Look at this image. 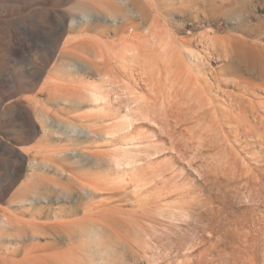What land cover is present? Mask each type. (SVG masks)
Masks as SVG:
<instances>
[{
  "label": "rangeland",
  "instance_id": "1",
  "mask_svg": "<svg viewBox=\"0 0 264 264\" xmlns=\"http://www.w3.org/2000/svg\"><path fill=\"white\" fill-rule=\"evenodd\" d=\"M79 1L0 0V264H85L65 238L88 223L109 264H264V0H131L158 40H48ZM92 37L149 66L98 70Z\"/></svg>",
  "mask_w": 264,
  "mask_h": 264
},
{
  "label": "bare ground",
  "instance_id": "2",
  "mask_svg": "<svg viewBox=\"0 0 264 264\" xmlns=\"http://www.w3.org/2000/svg\"><path fill=\"white\" fill-rule=\"evenodd\" d=\"M77 6L74 8L76 10L77 13H79V16L77 18H73V17H70L68 14L66 13H62L61 15V18H60V22L58 24H56V32L53 33L51 32L49 34V38L48 40L50 41H54L55 38H56V35L58 34V32L61 31L62 28H65L64 26H67L66 24L68 23V21L70 20V23L68 24V26L70 27V29L72 31H74L75 29H77L78 27H81L82 26V29L83 31H95V30H101V33H104L105 31H109V30H114L115 32L116 31H119V30H122V29H127L128 27L131 28V30L134 32V31H143L142 33L140 34H137L136 36L138 37L139 40H142V42L144 43L145 39L149 38L150 39V36L152 37L153 40H158L157 39V33L153 32V30H151L150 27H147V23L145 21V18L143 17V13L142 11L140 10L139 6L132 2L131 0H85V1H79L78 3H76ZM105 9V12L103 15L99 14V13H93L92 11L94 10L95 12H97V10L99 11H102V9ZM115 8H121L122 10H124V15L122 17H116L115 15L112 14V12L114 11ZM103 13V12H101ZM71 18V19H70ZM59 21V20H58ZM81 25V26H80ZM54 26V25H53ZM112 26L114 27V29L112 28ZM104 31V32H103ZM157 34V35H156ZM77 36V35H76ZM73 37V38H70V40L68 42L72 43L74 41H76V39L78 37ZM136 36H134L136 38ZM144 39V40H143ZM147 39V41L149 40ZM151 40V39H150ZM149 40V41H150ZM69 44V43H68ZM156 44V43H155ZM83 45H85V47L87 49H89V51H92V52H97L99 55V59L101 62L97 63V62H93L94 66L96 68H98V70L100 71H103V70H113V69H119L121 71L123 70H127V68H130L131 65L134 67V66H140L141 69H147L146 67L149 66L147 65L146 66V57L144 56L143 54V51L141 50V46L138 47L136 45H129V44H126L125 46L123 47H119L117 48L116 46H114V44L112 43H108V42H102L100 39L97 38H87V41H85V38H84V42H83ZM143 45V44H142ZM145 45V44H144ZM73 46V45H72ZM68 47V46H67ZM66 47V49H67ZM158 45L156 44V49H157ZM163 48V46H162ZM64 49V48H63ZM71 50V49H70ZM69 51V50H68ZM64 52V51H62ZM73 52V51H72ZM67 53V52H65ZM64 55V54H63ZM76 56V55H74ZM87 57V55H86ZM89 57V56H88ZM61 58V57H60ZM74 58V57H73ZM80 58V57H78ZM149 59V58H148ZM116 60V65H113L112 64V61H115ZM150 59H149V63H150ZM119 64V65H118ZM75 65V64H74ZM113 65V67H111ZM130 66V67H129ZM72 68V67H71ZM77 68V67H76ZM155 68V67H154ZM153 68V69H154ZM152 69V67H151ZM89 71V70H88ZM151 71V70H150ZM109 72V71H108ZM115 72V71H114ZM152 72V71H151ZM123 73V72H122ZM155 73V72H153ZM157 73V71H156ZM126 74V73H125ZM104 76V75H103ZM108 76H106L107 78ZM110 77V76H109ZM102 78V77H101ZM105 78V79H106ZM103 79V78H102ZM108 80V78H107ZM117 81V80H116ZM103 82V80H102ZM108 82V81H107ZM67 84V83H66ZM101 84V83H100ZM119 84V83H118ZM122 84V83H121ZM121 84L119 85H116L115 83L113 82H110L109 81V86L110 89L112 88V90L114 91L117 90L116 88H121L119 87ZM65 85V84H64ZM63 85V87H64ZM95 85V84H94ZM93 85V86H94ZM108 84L106 83V86ZM128 85V84H126ZM92 86V87H93ZM103 87H105V85H98V86H94L93 88L95 89V92L96 93H92L96 99H101L103 100V97L104 95L102 96L101 93H102V89ZM66 88V86L64 87V89ZM69 88V87H67ZM66 88V90H67ZM74 88V87H72ZM80 88V87H79ZM114 88V89H113ZM130 88V87H129ZM128 88V89H129ZM59 89V87H58ZM106 89V87H105ZM109 89V91H110ZM123 89V88H121ZM119 89V90H121ZM127 89V90H128ZM76 90V89H75ZM87 90V89H86ZM126 90V89H125ZM104 91V90H103ZM112 91V92H113ZM58 92V91H57ZM76 92V91H75ZM84 92V91H83ZM115 92V91H114ZM120 92V91H119ZM124 90L122 91V94H123ZM121 93V92H120ZM120 93H118L120 95ZM90 94V92H89ZM104 94H105V91H104ZM114 94V93H113ZM67 95V94H66ZM118 95V97H119ZM85 96V95H83ZM107 96V95H106ZM105 96V97H106ZM205 96V95H204ZM110 97V96H109ZM115 97V96H114ZM87 98V97H86ZM117 98V97H116ZM131 100L132 98L129 97ZM202 98V97H201ZM206 98V97H205ZM70 99V98H69ZM129 99V100H130ZM209 99V98H208ZM79 100V99H78ZM84 100V99H83ZM136 100V99H135ZM139 101V99H137ZM62 101V100H61ZM77 101V99H76ZM75 101V102H76ZM86 101V100H85ZM93 101V100H91ZM137 101V102H138ZM141 101V100H140ZM139 101V102H140ZM204 101V100H203ZM79 102V101H78ZM130 102V101H129ZM135 102V101H134ZM133 102V103H134ZM202 102V101H201ZM21 103V102H20ZM131 103V102H130ZM136 103V102H135ZM134 103V104H135ZM22 104H24L22 102ZM140 104V103H139ZM206 104V103H205ZM41 106V104H40ZM76 106V105H75ZM103 106V105H102ZM129 106H132V105H129ZM137 106H139L137 104ZM141 106V105H140ZM145 106V105H144ZM128 108V107H127ZM138 108H142L141 107H138ZM146 108V106H145ZM145 108H143V110H145ZM204 108V107H203ZM202 108V109H203ZM66 110V109H65ZM15 111V110H14ZM58 112V111H57ZM56 112V113H57ZM147 112V111H146ZM132 114V113H131ZM135 114V113H134ZM50 116V115H49ZM59 116V115H58ZM14 117V116H13ZM83 117V116H82ZM128 117V116H127ZM40 120H43L44 119V116L43 115H40L39 116ZM49 118V117H48ZM141 118V117H140ZM85 119V118H84ZM133 119V118H132ZM45 120V119H44ZM48 123H51V121H47ZM39 124V123H38ZM41 124V122H40ZM54 124V123H53ZM43 125V124H42ZM55 125V124H54ZM57 126H59V124H57ZM63 126V125H62ZM109 127V126H108ZM48 128V127H47ZM110 128V127H109ZM88 131V130H87ZM98 131V130H97ZM100 131V130H99ZM92 132V131H91ZM89 132V133H91ZM60 133V132H59ZM75 133H80V135H84L85 131H81V132H78L76 131ZM95 133V132H94ZM97 133V132H96ZM99 133V132H98ZM64 134V133H63ZM58 135V134H56ZM67 135V134H66ZM86 135V134H85ZM89 135V134H88ZM48 136V135H47ZM61 136V134L59 135ZM68 136V135H67ZM47 141V140H46ZM1 142V141H0ZM10 144V143H9ZM49 145V144H48ZM9 147V146H8ZM41 147V146H39ZM50 147V146H48ZM52 147V146H51ZM60 147V146H59ZM65 148V147H64ZM49 149V148H48ZM60 149V148H58ZM29 150V149H28ZM33 150V148H32ZM39 150V149H38ZM43 151V150H42ZM55 153V152H54ZM24 154V153H23ZM56 154V153H55ZM95 154V152H94ZM12 155V154H11ZM76 155V153L74 154ZM96 156V155H95ZM74 157V156H73ZM77 157V156H76ZM93 157V156H92ZM104 157V156H103ZM84 158V157H83ZM98 158V157H97ZM74 159V158H73ZM102 159V158H101ZM84 160V159H82ZM91 160V159H90ZM96 160V159H95ZM100 160V159H99ZM104 160V158L102 159ZM60 161V160H59ZM19 162V161H18ZM86 162V161H85ZM97 162V161H95ZM100 162V161H99ZM98 162V163H99ZM16 163V162H15ZM29 163V162H28ZM97 163V164H98ZM96 165V164H95ZM31 166V165H30ZM40 166V165H39ZM43 166V164L41 165ZM53 167V166H52ZM32 168V167H31ZM37 168V167H36ZM44 168V167H43ZM47 169V168H46ZM52 169V168H51ZM54 169V168H53ZM34 171V169H33ZM46 171V170H45ZM48 171V170H47ZM52 171V170H51ZM81 171V170H79ZM34 173V172H33ZM77 173V172H76ZM55 174V173H54ZM79 175V174H78ZM30 176V175H29ZM40 176V175H39ZM34 177V176H33ZM32 177V178H33ZM77 177V176H76ZM83 177V176H82ZM100 177V176H98ZM62 178V177H61ZM90 178V177H89ZM54 179V178H53ZM63 179V178H62ZM68 179V178H67ZM90 180V179H89ZM51 181V180H50ZM69 181V180H68ZM72 181V180H71ZM93 181V180H92ZM100 181V179H99ZM38 182V180H37ZM73 182V181H72ZM96 181H94L95 183ZM39 183V182H38ZM83 183V182H82ZM75 184V183H73ZM27 185V184H26ZM37 185V184H36ZM49 185V184H48ZM78 185V184H77ZM81 185V184H80ZM24 186V185H22ZM79 187V186H78ZM23 188V187H22ZM60 188V187H59ZM81 189V188H80ZM92 189V188H91ZM45 190V189H43ZM42 190V191H43ZM56 190V189H55ZM96 190V189H95ZM81 191V190H80ZM69 192V191H68ZM91 191H89L88 189H84L83 190V193H81L83 196H88L89 193ZM93 192V190H92ZM22 193V192H21ZM36 194V193H35ZM71 194V193H70ZM91 195V194H90ZM48 196V195H47ZM63 196V195H62ZM74 196V195H73ZM34 197V196H33ZM65 197V196H64ZM28 198V197H27ZM70 198V197H69ZM44 199V198H43ZM51 199V198H50ZM84 199V198H83ZM49 200V199H48ZM53 200V199H52ZM73 200V199H72ZM28 202H30L28 200ZM26 202V203H28ZM82 207V206H81ZM75 208V207H74ZM7 212V211H6ZM60 212V211H59ZM11 213V212H10ZM16 216V215H15ZM20 219V218H19ZM59 220V219H58ZM13 221V219H12ZM18 222L22 223L21 221L18 220ZM59 222V221H58ZM56 223V227H62L64 226L63 223ZM29 223V222H28ZM68 223V224H67ZM65 224L67 225H70L69 223L70 222H67ZM76 222H73L71 224H74ZM0 224L1 226H4L2 228H12L13 229V223L10 221L9 217L5 216V214L3 216H0ZM25 224V223H23ZM15 225V224H14ZM9 228V229H10ZM8 229V230H9ZM15 230V229H14ZM36 237V236H35ZM37 238V237H36ZM65 240H68L70 241V238L69 237H66ZM37 247V246H36ZM18 251V250H17ZM133 258V257H132ZM133 260V259H132ZM137 261V260H135ZM128 263H131V262H128ZM136 263V262H135Z\"/></svg>",
  "mask_w": 264,
  "mask_h": 264
},
{
  "label": "clouds",
  "instance_id": "3",
  "mask_svg": "<svg viewBox=\"0 0 264 264\" xmlns=\"http://www.w3.org/2000/svg\"><path fill=\"white\" fill-rule=\"evenodd\" d=\"M84 257L85 264H109L108 254L113 246V239L104 227L96 223L81 225L70 238Z\"/></svg>",
  "mask_w": 264,
  "mask_h": 264
}]
</instances>
